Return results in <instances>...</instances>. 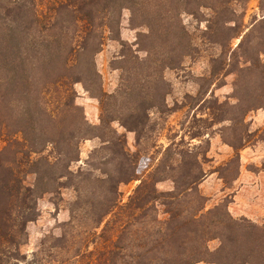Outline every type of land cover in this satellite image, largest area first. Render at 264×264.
Segmentation results:
<instances>
[{
    "label": "trees",
    "instance_id": "1",
    "mask_svg": "<svg viewBox=\"0 0 264 264\" xmlns=\"http://www.w3.org/2000/svg\"><path fill=\"white\" fill-rule=\"evenodd\" d=\"M207 1L41 0L40 12L39 0H0V264H264V224L233 218L226 199L205 210L207 198L198 190L202 176H197L195 155L178 153L176 163L162 172L165 177L156 168L143 178L149 160L138 152L128 153L123 136L109 126L119 120L140 141L148 124L146 110H161V72L154 80L153 101L133 108L140 111L129 110L128 121L111 115L112 102L126 92L134 95L141 90L124 84L115 94L102 92L94 63L106 35L120 42L124 9L130 12L133 28H147L138 35L139 46L161 28L169 33L166 23H178L176 30L187 37L179 14L194 13L195 7L197 12L201 7L209 9L215 23L234 21L229 15L235 16V11L227 0H214L213 5ZM228 30L229 39L240 36L238 26ZM256 32L264 44V15L232 51L223 49L215 61L236 65L238 74L264 69L249 57ZM140 50L147 52L144 61L156 71L176 67L182 54L157 61L149 50ZM132 58L138 61L137 56ZM240 59L245 66L239 67ZM76 83L99 99L98 127H91L75 104ZM91 130L99 131L96 136L105 143L94 153L110 150L113 173L97 176L91 170H69L79 161V144ZM106 130L111 135L103 139ZM94 153L87 162L91 168ZM176 169L183 171V177H170L172 189L157 191L155 183L168 179L167 174ZM260 171L264 166L256 172ZM28 174L34 176L31 186L24 183ZM237 176L238 168L232 181ZM131 180L139 184L121 203L118 185ZM64 185L73 188L76 198L69 219L59 226L60 235L43 238L30 255L21 252L28 240L27 224L38 217L37 200L45 193H58ZM158 206L163 207L161 214ZM213 240L218 245L210 250L208 243Z\"/></svg>",
    "mask_w": 264,
    "mask_h": 264
},
{
    "label": "rangeland",
    "instance_id": "2",
    "mask_svg": "<svg viewBox=\"0 0 264 264\" xmlns=\"http://www.w3.org/2000/svg\"><path fill=\"white\" fill-rule=\"evenodd\" d=\"M227 1L228 7L235 11V16L229 15L234 21L224 25L215 23L209 9L201 7L197 12L195 7L194 13L181 11L179 14L180 25L187 37L176 30L178 23H166L164 26L169 27V33L161 28L162 32L153 39H142L140 46L138 35L146 33L147 28H133L130 24V12L124 9L119 24L120 42L111 40L106 35L101 51L94 57L102 92L115 94L124 84L141 90L134 92V95L126 92L116 102H112L115 112L111 115L116 119L120 117L129 121V110L140 111L133 108L146 107L153 101L156 96L154 80L161 72V110L156 107L146 110L148 124L140 141L137 142L136 133L123 127L119 120L111 121L109 126L123 136L128 153L138 152L149 160V169L143 178L151 175L156 168H159L161 177H165L162 172L168 171L169 165L176 163L178 153L195 155L197 176H202L198 190L207 198L205 210L225 199L230 201L228 206L233 202L237 178L234 181L232 179L237 168L238 175L239 171L256 174L264 166V69L238 74L236 65L230 63L229 66H222L219 61H215L223 49L232 51L244 34L263 17L264 0ZM207 3L213 5L215 1L208 0ZM38 7L40 12L44 8L41 0ZM234 25L241 30L240 36L229 39L228 34L232 32L228 27ZM163 34L165 36H161ZM221 40L223 48L218 44ZM251 44L253 53H248L251 61L264 65V44H261L259 33H253ZM141 48L149 50L153 60L167 55L177 57L180 52L182 54L176 67L166 66L156 71L144 61L147 52L140 50ZM134 56H137L138 61L132 58ZM241 63L240 59L239 67L245 66ZM74 90L75 104L81 107L85 120L91 127H98L101 115L99 99L87 92L81 83H76ZM139 93L140 97L136 98ZM108 132L110 131H105L103 139L110 137ZM99 134V131L91 130L81 140L79 161L70 165V171L91 170L97 176H102L104 171L113 173L115 162L111 161L110 150L94 153L95 149L105 144L96 136ZM93 153L91 168L87 162ZM190 165L194 166L192 163ZM182 173L179 169L168 173V179L155 183L157 191L171 190L174 184L170 177L179 179L183 177ZM33 181L34 176L28 174L24 183L31 186ZM59 181L66 183L65 178ZM138 184V180H131L118 185L121 203L128 200ZM75 198V191L67 185L61 187L58 193L43 194L37 200L38 217L27 224L28 240L21 252L30 255L38 249L43 238L59 236V226L69 219V207ZM162 211L163 207L158 206L159 214ZM229 213L236 219L245 218L234 217L230 211ZM254 223L263 225L264 219ZM217 245V240L208 243L210 250H214Z\"/></svg>",
    "mask_w": 264,
    "mask_h": 264
},
{
    "label": "crops",
    "instance_id": "3",
    "mask_svg": "<svg viewBox=\"0 0 264 264\" xmlns=\"http://www.w3.org/2000/svg\"><path fill=\"white\" fill-rule=\"evenodd\" d=\"M240 160L242 167L243 155L240 156ZM234 185L233 202L228 206L231 214L234 217H245L254 222L264 219V171L256 174H244L239 171Z\"/></svg>",
    "mask_w": 264,
    "mask_h": 264
}]
</instances>
